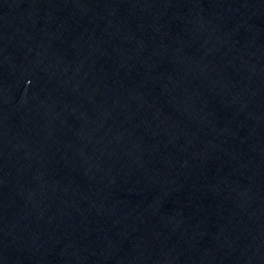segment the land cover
<instances>
[{
  "label": "water",
  "instance_id": "obj_1",
  "mask_svg": "<svg viewBox=\"0 0 264 264\" xmlns=\"http://www.w3.org/2000/svg\"><path fill=\"white\" fill-rule=\"evenodd\" d=\"M0 264H264V0H0Z\"/></svg>",
  "mask_w": 264,
  "mask_h": 264
}]
</instances>
